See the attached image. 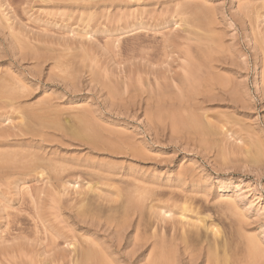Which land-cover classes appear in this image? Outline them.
<instances>
[{
    "label": "rangeland",
    "instance_id": "rangeland-1",
    "mask_svg": "<svg viewBox=\"0 0 264 264\" xmlns=\"http://www.w3.org/2000/svg\"><path fill=\"white\" fill-rule=\"evenodd\" d=\"M173 1L176 2L174 3ZM173 1L0 0V73L3 75L6 72V74L10 77L12 76V78L21 77L22 82H24L26 87L24 93L27 91L26 94L28 98H25L26 100L18 99L14 104L10 103L11 108L16 107L17 104L19 105L14 109H11L10 107L7 108L9 106L8 101L10 100L9 97H6L8 96L7 93L9 91H12L9 93L15 91L17 93L14 92V94L17 95L18 92L21 94L22 90L19 91L18 86L16 90L11 89L14 88V85L10 86V84L9 89H6L7 92L5 89H3L5 92H1L3 90L0 88V103L3 104L0 105V134L1 136L3 134L4 136L9 135L10 139L8 136L7 138L10 141H28L29 137L21 132L26 131V127L28 128L27 131H29L30 127L28 126L30 124L31 127H34L30 129L41 131L45 133L46 136H50L47 138H53L55 141L51 144L42 142V140L47 138H37L33 144L29 143L27 145L28 147L25 146L26 152L35 154L40 150L43 152L54 150L58 155L64 154L69 160L87 157L89 159L95 158L94 162L96 163L99 161L114 165H128L131 161L127 156L123 157L122 155L118 157L113 154H111V156L107 151H103V155L99 156L98 151L95 150L94 146L88 141L83 142L81 140L80 143H77L79 140H72V136H69L71 133H69L68 130H70L73 125L75 127L77 123H80L78 118L82 117L85 109H88L91 113L90 116L88 115L91 120V122L89 121L90 124L88 128L92 127L93 129H90L91 131L88 129V131L91 132L89 134L94 135V131H99L101 136L103 134L106 139L109 138L114 142L117 141L116 138L119 136L127 137L128 135V137H131L132 135L133 137L135 136L134 138L138 141L136 145L142 148L144 147L142 146L144 144L141 143V140H146L147 148H151L152 150L150 155L152 157L151 161H153L154 164L166 167L165 171H172L174 168L176 169L178 167L187 170L191 169L190 171L192 175H194L196 180H200L201 182L197 186H199L200 189L207 188L209 190L210 198L212 197L213 199L218 197V200L215 203L212 202L209 205L210 207L208 206L205 208L202 206V203L200 204L203 195L199 194L194 196V204L191 206V209L194 212H187L189 213L188 217L190 220L196 222L194 220L196 219L195 215L203 217V215L210 214L213 217L212 220L215 219V222L217 221V227L223 232L224 230L226 233L228 232V235H231V237L230 235L229 237L232 239L236 235L233 231L236 232V222L239 221L238 218L240 220L244 219L248 221V225L250 226V231L245 232V234L257 237L259 241L264 244V154L262 155V153H264V0H181V3L180 0H178L179 2L177 0ZM240 5L241 7L243 6V8L246 6V9H248L246 10L244 8L248 11L246 14L244 13L246 12L245 10L242 8V10L240 9ZM198 8L200 9L198 10ZM261 9L263 10L261 11ZM255 11L260 13L259 17H257L258 14H256ZM210 12L212 14H210ZM209 14L210 16H207ZM213 15L215 16V23L212 20L214 17L211 18ZM206 18H210V21L211 23L213 22V24L211 25ZM192 22L193 25L191 24V26L194 27H189V23ZM138 23H141V25ZM135 24L136 26H139L135 27ZM200 24H202V26ZM143 26H147L149 29L147 27L144 28ZM138 27L141 29H137ZM187 27L188 30L194 29L193 31H189L191 37H189V33L187 34ZM134 29L136 30L135 32ZM210 32H213V34ZM186 38L188 39L187 42L189 44H186ZM196 39L198 42L201 41L202 45L201 43H198ZM183 41L187 46L183 44ZM190 41L194 44L190 43ZM206 41L210 43L207 42V44L205 43ZM165 42L168 43L166 44L167 59L164 56L162 47V44ZM23 44L28 47H21ZM210 46L213 48V50H211L213 55H215V53L217 55L213 56L214 63L216 62L213 71L215 72L219 69V73H216L218 75L220 74L219 76L229 75L227 76L229 78L228 80H231V82L233 81L232 83L230 82L232 85L235 84L234 89L235 91L237 90L236 93L238 94V100H234V103L236 102L237 104L235 107L227 106V100H225L226 96H221L220 90L217 89V87H214V90L212 85V87L207 90V93L203 89L200 90L201 92L204 91V93H206V95H204L203 92H200L201 95H204L205 97L209 96L212 89L213 92L211 93L215 96L217 95V100L214 99L215 101H213L214 104L212 102V105L206 104L207 106L205 105V108H207L203 112L212 114L219 123H225H222V125L226 127L221 125L220 127H223L222 129L224 132L226 131L228 133L225 132V135L224 132L221 131V137L219 136L218 138V145L216 144V148L211 153L210 151L205 152V149H199V147L181 146V143L177 140H171L169 138L170 135L167 137L165 133L161 132L159 134L160 143L155 144V140L148 133L146 117L143 112L144 109L140 110L138 106H131L129 109H124L123 105L128 103L127 101L130 97L129 93L132 94L137 90L139 92L141 91V93H144L143 99L146 100L149 96L157 95V93L155 94L154 92L159 91V94L165 93V89L169 87L167 90L172 88L170 91H173L174 93L176 90L174 93L176 94L177 89H175L176 87H173L175 84H172L174 78H172V75L174 76L175 74L178 77L176 73H178V71L179 73L181 72L179 66L184 64L182 58H184V55L187 52L186 49L188 48L186 55H199L200 51L199 54H197L199 47L206 49ZM208 50L210 51V49ZM180 53L183 55H180ZM219 57L221 60L226 59L225 61L222 60L224 63ZM149 60L152 62H148ZM196 62L199 64H197L198 66L202 65L201 68L203 71L206 69V67L205 69L203 68V62L201 63L200 60ZM217 62H219V65ZM221 63H223V65H221ZM226 63L230 64L231 70L229 67H224V64ZM224 68H226V70ZM223 70H225V73H223ZM1 71H4V73ZM153 71H156V73L158 72L157 74L155 73V77ZM220 72L224 75H221ZM163 73L167 75L166 78L168 79H166V82H164L165 80L161 81L160 83L162 85H159L160 83L158 84L156 76H161ZM176 76L174 83L177 79ZM227 77L222 78L227 80ZM73 83L76 84V86ZM163 83H165L164 86ZM168 83L172 85H169ZM11 84H13V82ZM157 86L159 87L158 89H156ZM219 86L221 85L219 84ZM227 87L231 88L232 86ZM163 95L161 98H164ZM166 96L165 101L167 102L168 97ZM239 96L241 97L239 98ZM222 99H224V101H222ZM20 100L21 102H25L24 105L20 106ZM46 100L48 101V104L52 102V105L46 104ZM242 100L245 103H243ZM119 101L123 102V105ZM218 101L224 103H222V105L215 103ZM44 102L46 106L44 105ZM53 106L56 107L55 110ZM120 106L123 107V110L120 109L122 108ZM48 107L50 110H47ZM50 107H52V109ZM240 107L242 108L240 109ZM41 108L42 110H40ZM43 109L46 112L43 111ZM167 111L169 113V110ZM167 111L165 110V114ZM56 112H58V115ZM180 112H178V114H180ZM186 112L189 114L188 111ZM195 112L197 114L199 113L198 111ZM75 113L77 115H75ZM181 113L187 115L185 112ZM193 114L191 115L194 116ZM21 115L29 118H25L26 120L24 122L22 118L20 119ZM186 117L188 118V116ZM40 119L43 120L41 121ZM68 120L69 122L72 120L71 124ZM35 121H37V123ZM74 121L75 123L72 125V122ZM43 122L47 126H45ZM67 122L70 127L66 126ZM25 123L28 124V126L24 127ZM50 123H54V127L53 125L50 126ZM58 125H60V127H58ZM94 126L98 130H94ZM77 127H79V129ZM81 128L84 130V125L81 127L80 123V125H76L74 129L81 130ZM118 131L123 133H119ZM109 132H111L113 136L110 135L111 133ZM5 133L7 135H5ZM152 134H155L154 131ZM65 135L66 138H64ZM0 140H2V137ZM30 140H32V138ZM26 141L24 143H22L23 141H20L19 144L25 145ZM219 141L221 143H219ZM47 144L49 145L47 146ZM51 151L48 152L50 153ZM215 154L217 156L216 162L213 161ZM30 157L31 156H29V158ZM29 158L27 157L24 160L19 159L17 162V164H19L18 167L12 166L14 164V161H12L11 168L9 167L7 171L12 173V168L15 167L14 171L17 168L16 170L18 171V174H16L17 171L12 173L13 175L10 173L12 176H6L5 173L0 174V218H3L5 221L4 218L6 216L8 221H13V223L9 222L10 228H8V230L11 229V232H14V234H17V231L21 229L22 231L26 229L24 230L25 233L29 230L25 235L27 238L32 236L33 238L29 237L32 238L31 240L34 239V232L32 231L35 229L31 227H33V225L35 227V223L39 222L38 215H40V218L42 219H40L41 223L42 221L43 223L45 222V225L46 227L48 226L47 228L49 230L50 228L51 230H56H53V232H56L55 235L58 232L57 237L59 239H57L52 231H50L51 234L56 237L55 245L57 246L53 250L55 252H53V248H51L53 247V242L50 244V241L45 239L46 236L43 235V233H40L39 236L42 235L43 238L45 236L44 239L46 241L40 237L41 242L45 241L44 243H41V247L37 246L36 243L34 244L32 242V244L31 241L28 242V244L31 243V245H29L30 247L27 245V249L29 247L28 253L30 252L31 255H36V252H38V258H41L40 260L44 262L42 264H46V260H50V257L55 253H61L62 250L66 251L74 249V247H67V241L71 240L76 246L80 247L82 240L96 238V236L94 237L92 235H89V238H85V236L80 238L83 232L81 229L82 221L88 220L79 216L81 214L80 209L82 210L83 206H80V204H85V201H81L86 199V202H88L89 199L94 208L97 206L96 210L99 208L100 212H104V215H106L107 211L113 210L112 208H116L114 209L115 211L113 210V212L116 213L119 210L118 207L121 205V200L116 198L117 191L115 192V190L120 189V186H114L115 184L112 185L114 182H102L97 185L96 192L91 193L88 191V188L92 187L93 179L91 178L89 180V177H85L84 179L80 178V180L77 178L70 180L74 182L75 180L78 181V183L75 184L74 182L72 183L69 181L67 183L65 179L67 178L68 173L56 175V173L48 171L44 173L45 175L40 176L39 178L35 175V166L37 164L32 162L35 158ZM1 162L2 161H0V164ZM39 163L40 162L38 161V164ZM134 164L140 166L139 162H135ZM19 166L23 167V169L20 170ZM22 170H26L31 174L28 176V172H23ZM19 171L22 174H26L25 177L27 176L29 178L26 177L22 180L24 176H22V178L21 176L19 177ZM33 171L35 173H33ZM88 182L89 185H87ZM69 183L70 185H68ZM73 184L75 186H73ZM111 186H114V189L111 188ZM186 188H189V186ZM87 193H89V196ZM115 200H118L117 204H115ZM228 200L229 202H236L237 210H234L235 212L237 211L236 214L231 210V212H233L232 214L225 206V201L228 202ZM79 202L81 203L79 204ZM182 202L184 203L182 199H179V201L175 202V205L178 208L179 206L181 208L183 207L181 206L183 205ZM191 203L193 202L191 201ZM172 204L174 203L172 202L171 205ZM222 204L224 205L222 206ZM214 205L220 206L221 208H216L218 209L216 211V209L213 208ZM188 206L190 207V205ZM177 207L174 209L176 211V220H170V222H177L174 223V225L177 224V227H175L176 230L178 228V230L180 229L183 231L182 228H188L187 224L189 222L186 223L187 220H184V222L181 221V214L178 213L182 212L178 211H183V208H181L182 210L179 208L180 210L177 211ZM200 207H203L205 212L202 211V213ZM193 208L196 209L194 210ZM197 208L200 209L198 210ZM191 209L190 211H192ZM198 211L201 213L195 214V212ZM213 212H215V214ZM8 214L10 220L7 217ZM144 214L146 215V213ZM177 215L181 217L178 218L180 221H178ZM34 216L36 217V222ZM214 216L217 217L215 218ZM146 217H148V215H146ZM100 220L99 217H96V221H94L99 222ZM2 221L0 220V224L5 223ZM89 222H91L90 219L87 223ZM41 223H38V227L39 224L42 226ZM102 223H105V220ZM181 223H184V225ZM190 224L188 225L190 226ZM88 226H90V223ZM93 226L97 227L96 223L95 225L93 224ZM167 226L172 227L173 224L172 226ZM101 229L104 233L101 232L100 234H97L98 241L102 243L109 242L108 239H110L111 234L105 232L104 228L101 227ZM189 229L191 228L189 227ZM180 230L177 231L179 232V235L181 232ZM72 236L75 238L73 239ZM34 245L35 247H32ZM31 247L33 250L35 249L34 252H32L33 250ZM30 257H27V259ZM23 261V264H30L31 262L30 259Z\"/></svg>",
    "mask_w": 264,
    "mask_h": 264
},
{
    "label": "bare ground",
    "instance_id": "bare-ground-1",
    "mask_svg": "<svg viewBox=\"0 0 264 264\" xmlns=\"http://www.w3.org/2000/svg\"><path fill=\"white\" fill-rule=\"evenodd\" d=\"M171 1H173V0H171ZM180 3H181V0H180ZM176 6H177V3H176ZM241 8L243 10H245L246 6H244V8H245L244 9L243 6L241 7V5H240V9ZM249 8H251V7H249ZM199 9L200 8H198V10ZM206 9H208V8H206ZM246 10H248V9H246ZM262 10L263 9H261V11ZM247 12L248 11H246L244 13L246 14ZM210 14H212V13L210 12ZM210 14L207 16H210ZM256 14H258L257 17L260 16L259 15L260 13L256 12ZM214 15H215V13H214ZM214 15L211 16V18L214 17V18H212L213 21L215 19ZM241 17H242V15H241ZM175 19H176V17H175ZM206 19H208L209 20L208 22L211 23L210 18H206ZM243 22H244V20H243ZM214 23H215V21H214ZM138 24L141 25V23H138ZM174 24H175V21H174ZM189 24H190V26L188 25L189 27H194V26H191V24L193 25V22L189 23ZM212 24H213V22L211 23V25ZM200 25L202 26V24H200ZM137 26H139V25H137ZM137 26L135 24V27H137ZM140 27H138L137 29L142 28V27L141 28ZM146 27L147 26H145L144 28H146ZM187 30H188V27H187ZM193 30H188L187 34L189 33V31H193ZM135 31L136 30L134 29V32ZM205 33H207V32H205ZM210 33L213 34V32H210ZM197 35H199V34H197ZM189 37H191L190 33H189ZM187 38H186V41L184 40L185 42L188 41ZM200 39H201V37H200ZM196 41H197V39H196ZM208 41H206L205 43H207ZM185 42L183 44H185ZM190 43H193V42L190 41ZM198 43H201V41ZM208 43H210V42H208ZM215 43H218V42H215ZM259 43H260V41H259ZM166 44H168V43L165 42L164 44H162V47H163V51H164V56L167 59L168 55H167V45ZM186 44H189V43L187 42ZM24 45L25 44H23V46H21V47H28V46H26V45L24 46ZM201 45H202V43H201ZM196 47H195V49H196ZM261 48H263V47H261ZM23 49H25V48H23ZM208 49H210V51L213 50V48H211V46L209 48H206V49L199 47V50L197 53V54H199V51H200L199 55H195V54L194 55H191V54L186 55V53L188 52V48L186 49L187 52L185 53L184 58L181 57L182 60L184 61V64L179 66L181 72L179 73V71H178L179 74L176 73L178 75V77L175 74H174V76L172 75V78L174 77L172 80L173 83L170 80V82L173 85L175 84L173 87L174 88L176 87L175 89H177L176 94H174L176 91L175 89H174L175 91L173 93V91H170V89H172V88L167 90L169 87L167 89H165V87H166L165 86L164 89L166 91H164L165 93H163L165 95H163L161 92H160L161 94H159V91L156 90L157 92H154L155 94L157 93V95H155L156 97L154 95L149 96L145 100V99H143L144 93H141V91L139 92L137 90L132 94L129 93L130 94L129 95L130 100L127 98L128 99L127 104L123 105V102H121L122 99H121V101H119L122 103L124 109L125 108L129 109V108H131V106L132 107L138 106V108L140 110L144 109L143 112H144V116L146 117L148 133L155 140V144L160 143L159 134L161 132V133H165V135L167 137L170 135L169 138L171 140H177L179 143H181V146H184V147H188V146H190V147L194 146L195 148L199 147V149L200 148L205 149L204 150L205 152L210 151V153L213 152V150L216 148L215 146L218 143V138L221 135V131L224 132V130L222 128L226 127V126L222 125L223 122L219 123L217 121V119H215V117L212 114H209L208 112H203L207 108V107L205 108L206 104L210 105L211 102L213 103V101H215L214 99L217 100V98H216L217 95L215 96L211 93V92H213V89L209 93V96L210 97L215 96V97L210 98L209 96H206V97H208V98H206L204 95H206L207 90L210 87H212V85H213V88L217 87V89L220 90L221 94L220 93L219 94L221 96H226L225 97V100H227V102L225 101L227 103L226 105L235 107L237 104H236V102L234 103V100L235 99L238 100V94L236 93L237 90L235 91V89H234L235 84L234 83H233L234 85L231 84L233 81L231 82V80L230 81L228 80L229 78L227 76H229V75L219 76L220 74L219 75L216 74L218 72V70H219L218 68L220 66L217 68L218 70L215 69L216 71L215 72L213 71L215 68L214 64L216 63V62L214 63L213 56H217V55H216V53H215V55H213V52L212 51L210 52ZM214 51H215V49H214ZM181 54L182 53H180V55ZM219 59H220V57H219ZM219 59H217V60H219ZM224 59H225V57H224ZM198 60H200L201 63L203 62V65H204L203 68L204 69L206 67V69L204 71L201 68L202 65L198 66L199 64L196 62ZM217 60H215V61H217ZM225 60H223V61H225ZM148 62H152V61L149 60ZM178 63H182V62H178ZM217 63L219 65V62H217ZM223 63H221V65H223ZM164 64H165V61H164ZM224 67L230 68V64L226 63V64H224ZM224 69L226 70V68H224ZM225 70H223L224 71L223 73H225ZM230 70H231V68H230ZM1 72L4 73V71H1ZM153 73H154V77H155L156 71H153ZM164 73L161 76L160 75L156 76L158 84L164 80H165L164 82H166V79H168V78H166L167 75ZM223 73H221V75ZM175 76L177 77V79L175 80L176 82L174 83ZM222 77H224V78L227 77V80L226 79L224 80ZM220 78H222L223 80ZM12 82H13V84H11ZM199 83H200V85H199ZM9 84H10V86L14 85V88H11V89H15V90L17 89V86H18L19 91L22 90V93L19 94V92H18V94L16 95V94H14L15 91H13V93H9V92H12V91H9L7 93L8 96H6V97L7 98L9 97V99L11 101L10 100L8 101L9 106L7 108H9V107L11 108L10 105L14 104V102H16L18 99L26 100L25 98H27V94H26L27 91H25V93H24V90L26 87L24 85V82H22L21 77L12 78V76L11 77L8 76V74H6V72L3 75L0 73V88H2L1 90L9 89ZM172 84H169V85H172ZM219 84L221 86H219ZM74 85L76 86V84H74ZM153 85H154V83H153ZM159 85H162V84L160 83ZM164 85H165V83H163V86ZM263 85H264V83H263ZM227 86H232L233 88L232 87L229 88ZM158 88L159 87L157 86L156 89H158ZM202 89L205 90V92H206V93H204V91H202L204 95H201L202 92L200 90H202ZM214 90H215V88H214ZM167 91H170V92H167ZM1 92H5V91L3 90ZM6 92H7V90H6ZM15 93H17V92H15ZM28 93H29V91H28ZM171 93H173V94H171ZM235 93L237 94V96ZM116 94H117V92H116ZM210 94H212V95H210ZM162 95L164 96V98H161ZM29 96H31V95H29ZM113 96H116V95H113ZM165 96L168 97L167 102L165 101ZM219 96H218V98H219ZM240 97L241 96H239V98ZM221 98H223V97H221ZM21 100L19 101V103L21 102ZM222 101H224V99H222ZM47 102L48 101L46 100V104H48ZM24 103L25 102L22 101L20 106L24 105ZM215 103L222 105V103H224V102L220 103L218 101ZM243 103H245V102L243 101ZM49 104L52 105V102H50ZM0 105H3V104L0 103ZM44 105H45V102H44ZM17 106H19V105L17 104ZM244 106H246V105H244ZM16 107H14V108H16ZM120 107H122V106H120ZM123 107L120 109L123 110ZM3 108H5V107H3ZM14 108L12 107L11 109H14ZM50 108L52 109V107H50ZM53 108H54V110L56 109V107H54V106H53ZM241 108L242 107H240V109ZM20 109H22V108H20ZM40 110H42V108ZM47 110H50L49 107L47 108ZM61 110L63 111L62 108H61ZM165 110L166 111L169 110V113H168V111L166 113L167 116L165 114ZM177 110H179V111H177ZM43 111H45V110L43 109ZM180 111L185 112L187 115L181 113ZM186 111H188L189 114ZM195 111H198L199 113L197 114ZM178 112H180V114H178ZM57 113L58 112H56V114ZM193 113H195L196 115ZM201 113H203V114H201ZM191 114H193L194 116H192ZM75 115H77V114L75 113ZM88 115L89 116L91 115L90 110L85 109L82 117L79 116L80 118H78L80 123H81V127H82V125H84V130H83V128H81V130L74 129L76 127V125H80V123L79 124L77 123L74 127L73 123H75V121L77 119L74 122H72V125L74 128L71 126L72 128H70V130H68V132L71 133L69 136H72L71 137L72 140H77V141L79 140V142H77V143H80L81 140L83 142L88 141L91 145L94 146L95 150L98 151L99 156L103 155V153L105 151H107L110 155L113 154L114 156L117 155L118 157L122 156V155H123V157L127 156L130 158V161H131L128 165H126V166L118 165V164L114 165V164L107 163V162H99L97 160H96L97 161V163H96V162H94L95 158L89 159L87 157H83V155H82V157H83L82 159L76 158V160L75 159L69 160L67 157L64 156V154L58 155L57 152L54 150H52V151L48 150V151H51L50 153L48 151L43 152L42 150H40L39 152H37L35 154L31 153V152L30 153L26 152L25 146H27L29 143L33 144L37 140V138L42 139V138L50 137V136H46L45 133H43L41 131H38L36 129H30L33 126L31 127L30 124L28 126V124H26V123H25L24 127L25 126L30 127L29 131H27L28 128L26 127L27 128V129L25 128L26 131H23L21 133L22 134L24 133L25 136L29 137L28 141H26V140L10 141L9 135H7L5 133V135L8 136V138H9L8 139L7 136H4V134L2 136L0 134V139L2 137V140H0V150L2 151V152L0 151V161H2L0 164V174L5 173L6 176H12L13 175L12 173L17 171L16 170L17 168L14 171L15 167L12 168V170H13L12 173L7 171V169L9 167L11 168L12 161H14V164L12 166L18 167L19 164H17V162L19 161V159L24 160L27 157L29 158V156H31V157L35 158V160H33L32 162L34 164L35 163L37 164L35 166L36 167L35 168L36 173L34 171H33V173H35V175H37L39 178H40V176L45 175L44 173H46L48 171L56 173V175L57 174L63 175L64 173L65 174L68 173V176L66 175L67 178L65 177L66 178L65 180L67 181V183H68V181L73 183L74 181H70V180H74V178L75 179L77 178L78 180H80V178L84 179L85 177H87V178L89 177L88 178L89 180L91 178L93 179L92 187L88 188V191L91 193H93V192L95 193L96 189H97V185H99L102 182H105V183L106 182H110V183L114 182L112 185L115 184L114 186H116V185L120 186V189L117 188L118 190H115V192L117 191V194L115 193L116 198L121 200V202H120L121 205L118 207L119 210L118 211L116 210L117 211L116 213L113 212V210L116 208H112L113 210H111V211L109 210V211H107V213L105 211L106 215H104L103 214L104 212H100L99 208L96 210V207H97L96 204H95L96 207L94 208V206L91 204V201H89V199H88V202H86V199L83 198L84 200H82L81 202L85 201V204L84 203L80 204L81 202H79L80 206L83 205L82 210L80 209L81 214L79 216H81L82 218H86L88 220L90 219V221H91V222H89L90 226H88V224H89V223H87L88 220L85 219L87 222L82 221V228L81 229L83 230V232H82V235L80 238H83V236H85V238H89L88 237L89 235H92L94 237L96 236V238L93 237L94 239L90 238L89 240L88 239L82 240L80 247L76 246V244L71 240L67 241V244H68L67 247H69V248L74 247V249H72V250H70V249L66 250L65 249L66 251L62 250L61 253H55L54 255H52V257H50V260H46L47 263L49 262L50 264H264V244H262L257 237L248 236L247 234H245V232L250 231V226L248 225L247 220H244V219L240 220L238 217H236V218H238L239 221L236 222V225H237L236 230H235L236 232H234L232 230L233 233H236V235L233 237L234 239L232 238L233 240L230 238L231 237L230 234H229L230 235V237H229L228 232L226 233L225 230L223 232L219 229V227H217V225H218L216 223L217 221L215 222V219L212 220L213 217L210 214H206L205 216L203 215V217L202 216L198 217L197 215H195L196 219H194V220L196 222H194L193 220H190V218L188 217L189 213H187V212L188 211L191 213L194 212L191 209V206H192V204H194V200H195L194 196H197L199 194H202L204 196V197L202 196V198H201L202 200H201L200 204L202 203V206L205 208L208 207L212 202L215 203L218 200V197H215L213 199H212V197L211 198L209 197L210 194H209V190L207 188H201L200 189L199 186H197L201 182H200V180L199 181L196 180L194 175H192V173L190 171L191 169L187 170V169H183V168L178 167L176 169L174 168V170H172V171H165L166 167H164L162 165H156L153 163V161H151L152 157H151L150 153L152 150H151V148L150 149L147 148L146 140H141V143L144 144L142 146H144V147L143 148L139 147L138 145H136L138 141L136 138H134L135 136L134 137L132 135H131V137H128V135H127V137L119 136L116 138L117 141L114 142L109 138L106 139L103 136V134L101 136L99 131L98 132L94 131L95 132L94 135L89 134V133H91L89 131H91L93 129H92V127L88 128V126L91 122ZM186 116H188L189 119ZM30 117H31V115H30ZM21 118L25 122V120H26L25 118L28 119L29 117H26V116L24 117L23 115H21L20 119ZM34 118H35V116H34ZM7 120H8V118H7ZM72 120H73V118H72ZM72 120H70V122L68 120V122L71 124ZM31 121H34V120H31ZM37 121H35V122L37 123ZM27 122H28V120H27ZM65 122H66V120H65ZM68 122L66 123V126L70 127ZM20 124H22V123H20ZM20 124H19V127H20ZM41 124H42V122H41ZM223 124H225V123H223ZM44 125H45V123H44ZM49 125L50 126L53 125V127H54L55 124L50 123ZM60 125H58V127H60ZM92 125H94V124H92ZM220 125L223 127H220ZM45 126H47V125H45ZM45 126H44V128H45ZM64 128H62V129H64ZM77 128L79 129V127H77ZM98 128H100V127H98ZM88 129H89V131H88ZM95 129H96V127L94 128V130ZM54 130H56V129H54ZM60 130H61V128H60ZM96 130H98V129H96ZM108 131H111V130H108ZM153 131L155 133L154 135L152 134ZM225 132H224V134L226 135V133H228V132H226V133ZM55 133H57V132H55ZM109 133H111V132H109ZM121 133H123V132H121ZM29 134H30V136H29ZM110 135L113 136L112 133ZM122 135H124V134H122ZM117 136H118V134H117ZM28 137H27V139H28ZM31 138H32V140H30ZM64 138H66V135ZM110 138H111V136H110ZM20 141H23L22 143H24L26 141L25 145L19 144ZM54 141H55V139H53V138H47L45 140H42V142L51 143V144ZM73 142H72V145H73ZM219 143H221V142L219 141ZM62 144H63V142H62ZM48 145L49 144H47V146ZM31 147H34V146H31ZM43 148H44V146H43ZM86 149H87V146H86ZM31 150H33V149H31ZM224 150H225V148H224ZM220 151H222V150H220ZM34 152H36V151H34ZM263 154L264 153H262V155ZM216 158H217V156L215 154V157L213 158L214 162L217 161ZM38 161L40 162L39 164H38ZM30 162H31V160H30ZM135 162H137V163L139 162L140 166H136L134 164ZM190 168H192V167H190ZM19 169L21 170V169H23V167L19 166ZM26 170H28V169H26ZM26 170H24V171H26ZM26 172H28V171H26ZM16 174H18V171L16 172ZM30 174L31 173L28 172L27 175L29 176ZM25 175L26 174H22L20 172L19 177L21 176V178H22V176H24L22 178V180H23L24 178L27 177V176L25 177ZM47 175H49V174H47ZM56 175H54V176H56ZM51 176H53V175H51ZM27 178H29V177H27ZM63 181H64V179H63ZM83 181H85V180H83ZM86 181H87V179H86ZM62 183H65V182H62ZM75 183H78V181L75 180L74 184ZM74 184H73V186H75ZM81 184H82V182H81ZM63 185H62V188H63ZM68 185H70V183ZM87 185H89V182ZM187 186H189V188H186ZM113 187L111 186V188H113ZM221 192H222V190H221ZM88 194L89 193H87V195ZM179 199L180 200L182 199L184 201V203L182 202L183 205H181V206H183V207H181V208H183V211H178L181 208L179 206V208H180L179 209L175 205L176 204L175 202L179 201ZM117 201L118 200L114 201L115 204L118 203ZM189 201H190V203H191V201L193 203L190 204ZM172 202L174 204L171 205ZM196 202H198V201H196ZM222 202H224V201H222ZM112 203H113V201H112ZM187 203H188V205H190V207L187 205ZM220 203H221V201H220ZM235 203L229 202V200H228V202L225 201V206L227 207L228 210H230V212H231V210H233V212H235L234 210H237ZM223 205L224 204H222V206ZM92 206H93V208H92ZM176 207H177L176 210L178 212H182V213H178V214H181L180 216L182 218L179 215H177L178 216L177 219L180 217L181 221H183V222H184V220H187L186 223L189 222L188 224H190L192 222L190 224V226L187 224L188 228L183 227L182 228L183 231H181L179 229L182 232V233L180 232V235H179V232H177V231H179L178 228H177V230L175 228V227H177V224L174 225V223H177V222H174V223L170 222V220H172V221L176 220V218H175V212L176 211L174 210ZM198 207H199V205H198ZM203 207H200L202 209L201 212L202 211L205 212L203 210L204 209ZM219 207L220 206H216V205L213 206L214 209L219 208ZM189 208L192 211H190ZM209 209H207V210H209ZM217 210L218 209H216V211ZM220 210H222V209H220ZM144 211H146V212H144ZM201 212L198 211V212H195V214L201 213ZM233 212H231V213L233 214ZM236 212H235V214H236ZM144 213H146V215H148V217H146V215ZM213 213L215 214V212H213ZM186 214H187V216H186ZM38 216H39V222L41 223L42 219L40 218V215H38ZM38 216H37V218H38ZM219 216H221V215H219ZM7 217L10 220L9 214L7 215ZM96 217H99L101 220L99 222H95ZM190 217H192V216H190ZM34 218H35V222H36V217L34 216ZM225 218H226V216H225ZM4 219H5V221L3 220V218H0L1 221L3 220L2 222H5V223L0 224V249H1L0 250V264H23L24 263L23 260L26 261L28 259L31 260L30 264H42V263H44L40 260L41 258H38V255H39L38 252H36V255L32 254L33 256L30 254V252L28 253V250L30 247L29 245H31L32 242L34 244L36 243L37 246H40L41 243L42 242L44 243L46 241L45 239H47V241L48 240L50 241V244L53 242L52 243L53 247L50 246L51 248H53L52 251L56 248L57 245H55V243H56V237L58 236L57 235L58 232L55 235L56 232L55 233L53 232L54 229L51 230V228H50V230H49L47 228L48 226L46 227L45 222L43 223V221H42V223H41L42 226L39 224V227H38V223H39L38 222V223H35L36 224L35 227H34V225H33V227H31V228H35L32 231V232H34V235H33L34 239L31 240L33 238L32 236H29L32 238L28 237L29 238L28 239L25 235L29 230H27V232L25 233L24 230H26V229H24L23 231L21 229V230L17 231V234H14V232H11V229H9L10 230V232H9L8 228H10V223L11 222L13 223V221H11V222L8 221L6 216ZM102 220L103 221L105 220V223H102L103 222ZM210 220H212V221H210ZM178 221H180V220L178 219ZM94 222L96 223L97 227L93 226V224L95 225ZM172 224H173V226H172ZM181 224L184 225V223H181ZM167 225H171L172 227L167 226ZM179 225H178V227H179ZM228 226H230V225H228ZM101 227L104 228L105 232H109L111 234L110 239H108L109 242H105V243L103 242L102 243V242L98 241V235L97 234H100L101 232L104 233V231L101 229ZM189 227L191 229H189ZM15 229H17V228H15ZM50 231H52V233L56 237L54 235H52ZM54 231H56V230H54ZM12 233H13V235H12ZM40 233H43V235H45L46 238L44 236V238H45L44 239L42 237V235L39 236ZM30 234H32V233H30ZM59 236H60V234H59ZM74 236H75V234H74ZM40 237H42V239H44L45 241L41 242ZM72 238H73V236H72ZM57 239H59V238L57 237ZM30 241H31V243L28 244V242H30ZM27 245L29 246L28 249H27ZM32 247H35V245ZM32 250H33V248H32ZM34 250L32 252H34ZM53 252H55V251H53ZM29 254L31 255V257ZM26 255H27V257H30V258L27 259ZM44 257H45V254H44Z\"/></svg>",
    "mask_w": 264,
    "mask_h": 264
}]
</instances>
